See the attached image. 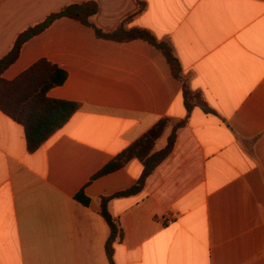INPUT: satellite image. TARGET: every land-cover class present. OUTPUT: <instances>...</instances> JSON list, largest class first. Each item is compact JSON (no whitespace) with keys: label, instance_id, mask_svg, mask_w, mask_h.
<instances>
[{"label":"crops","instance_id":"crops-1","mask_svg":"<svg viewBox=\"0 0 264 264\" xmlns=\"http://www.w3.org/2000/svg\"><path fill=\"white\" fill-rule=\"evenodd\" d=\"M87 1L105 31L138 10L137 0H0V59L28 27ZM144 1L129 27L173 43L201 100L189 114L184 82L144 40H104L67 17L28 40L4 79L46 59L68 73L49 98L78 109L35 152L0 111V264H110L103 198L144 168L133 159L93 178L166 118L185 121L171 154L139 194L108 203L124 234L116 264H264V0Z\"/></svg>","mask_w":264,"mask_h":264},{"label":"trees","instance_id":"trees-1","mask_svg":"<svg viewBox=\"0 0 264 264\" xmlns=\"http://www.w3.org/2000/svg\"><path fill=\"white\" fill-rule=\"evenodd\" d=\"M138 10L123 20L112 31H105L95 21L101 7L96 1L71 4L51 13L45 20L28 27L18 35L12 49L0 59V111L12 120L22 124L26 129L29 150L35 152L47 142L57 131L69 121L77 111L78 105L72 102L51 99L48 93L55 87L62 86L68 79V73L46 59L39 60L15 80L8 81L3 75L19 58L23 45L40 34L56 20L61 18L75 19L91 27L98 38L115 41L130 42L144 40L163 53L174 77L184 82L185 104L190 114L198 101L199 93L192 92L188 79L183 73L181 63L176 55L173 43L166 39L160 40L148 29L130 28L132 20L143 14L147 8L144 0H137ZM172 125V132L167 145L155 151L157 141ZM185 125V121L172 122L166 118L161 120L147 134L134 142L111 162H109L94 178H99L125 167L131 160L138 159L143 165V174L138 182L128 190L118 192L110 197H104L101 215L111 229V236L107 243L106 252L110 264H116L114 259V243L123 240V231L108 209V203L115 198L129 197L139 194L145 187L147 180L159 166L167 159L175 147L177 132ZM77 200L88 205L89 199L80 192Z\"/></svg>","mask_w":264,"mask_h":264},{"label":"rangeland","instance_id":"rangeland-1","mask_svg":"<svg viewBox=\"0 0 264 264\" xmlns=\"http://www.w3.org/2000/svg\"><path fill=\"white\" fill-rule=\"evenodd\" d=\"M166 139H167V137H166V135H164V136L158 141V143H157V148H160L161 146H163V144L166 143Z\"/></svg>","mask_w":264,"mask_h":264}]
</instances>
